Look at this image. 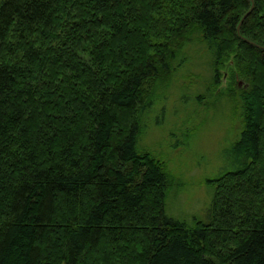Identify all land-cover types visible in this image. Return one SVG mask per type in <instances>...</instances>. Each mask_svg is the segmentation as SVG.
Masks as SVG:
<instances>
[{
  "label": "trees",
  "instance_id": "trees-1",
  "mask_svg": "<svg viewBox=\"0 0 264 264\" xmlns=\"http://www.w3.org/2000/svg\"><path fill=\"white\" fill-rule=\"evenodd\" d=\"M252 2L237 34L250 0H0V264H264ZM194 36L241 125L209 221L189 227L166 217L168 171L136 145L150 90Z\"/></svg>",
  "mask_w": 264,
  "mask_h": 264
},
{
  "label": "rangeland",
  "instance_id": "rangeland-1",
  "mask_svg": "<svg viewBox=\"0 0 264 264\" xmlns=\"http://www.w3.org/2000/svg\"><path fill=\"white\" fill-rule=\"evenodd\" d=\"M194 38L171 62L169 83L150 90L148 104L138 114L136 145L168 171L172 189L165 201L166 217L189 227L209 221L211 182L232 168L227 150L237 140L241 125L236 101L219 95L226 79L212 87L205 64L209 58L204 59L206 50Z\"/></svg>",
  "mask_w": 264,
  "mask_h": 264
},
{
  "label": "water",
  "instance_id": "water-1",
  "mask_svg": "<svg viewBox=\"0 0 264 264\" xmlns=\"http://www.w3.org/2000/svg\"><path fill=\"white\" fill-rule=\"evenodd\" d=\"M250 1H251V7H250V9L244 14V16L241 18V20H240V22H239V24H238V26H237V34H239V29H240L241 24L243 23V21L249 16V14L251 13V11L253 10L254 4H253L252 0H250ZM245 41H246V40H245ZM246 42H247L248 44H250V45L255 46V47L258 48V46L254 45L253 43L248 42V41H246Z\"/></svg>",
  "mask_w": 264,
  "mask_h": 264
}]
</instances>
